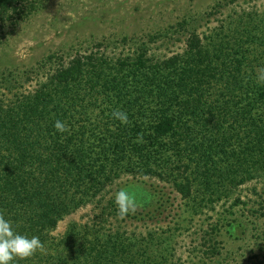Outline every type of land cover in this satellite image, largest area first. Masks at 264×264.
<instances>
[{
    "label": "trees",
    "instance_id": "1",
    "mask_svg": "<svg viewBox=\"0 0 264 264\" xmlns=\"http://www.w3.org/2000/svg\"><path fill=\"white\" fill-rule=\"evenodd\" d=\"M38 1L0 0V22L28 16ZM257 26L204 37L193 29L182 53L160 61L143 45L114 59L77 53L32 92L0 105V212L44 245L13 264H159L148 245L136 248L119 233L89 239L85 227H72L55 241L50 232L122 173L168 179L184 198L194 182L221 190L264 173ZM113 110L126 112L128 123ZM56 120L68 131L58 132ZM208 251L217 254L214 244Z\"/></svg>",
    "mask_w": 264,
    "mask_h": 264
},
{
    "label": "rangeland",
    "instance_id": "2",
    "mask_svg": "<svg viewBox=\"0 0 264 264\" xmlns=\"http://www.w3.org/2000/svg\"><path fill=\"white\" fill-rule=\"evenodd\" d=\"M38 2L28 16L0 22V105L32 92L77 53L114 59L143 45L148 58L160 61L182 53L193 29L201 37L220 27L229 33L238 23H258V35L264 30V0ZM121 189L135 200V210L124 215L114 203ZM72 227H85L89 239L96 232L101 240L119 233L132 245L138 242L136 248L148 245L147 254L159 264H264V173L221 190L194 182L189 198L168 179L122 173L64 216L50 235L57 241ZM212 244L217 254L209 257ZM45 255L51 260L54 249Z\"/></svg>",
    "mask_w": 264,
    "mask_h": 264
},
{
    "label": "clouds",
    "instance_id": "3",
    "mask_svg": "<svg viewBox=\"0 0 264 264\" xmlns=\"http://www.w3.org/2000/svg\"><path fill=\"white\" fill-rule=\"evenodd\" d=\"M255 79L258 83L264 84V67L257 70ZM111 115L122 124L128 123V114L124 111L113 110ZM53 126L60 133L68 131V126L61 120H56ZM114 203L120 215L135 210L134 197L125 189L115 193ZM43 248L44 245L38 236H28L15 231L13 221L0 212V264H13L14 261L25 260Z\"/></svg>",
    "mask_w": 264,
    "mask_h": 264
}]
</instances>
